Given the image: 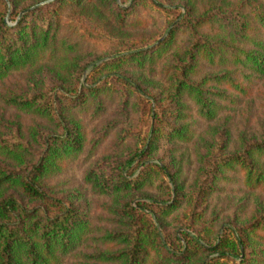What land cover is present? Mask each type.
Instances as JSON below:
<instances>
[{"label":"trees","instance_id":"trees-1","mask_svg":"<svg viewBox=\"0 0 264 264\" xmlns=\"http://www.w3.org/2000/svg\"><path fill=\"white\" fill-rule=\"evenodd\" d=\"M43 1L10 0L11 18ZM85 1L128 31L149 2L185 12L97 64ZM9 8L0 0V264H264V202L243 218L214 200L239 174L264 193V124L233 134L220 120L264 82V0H54L14 25ZM134 114L142 138L126 128ZM83 161L80 185L58 181Z\"/></svg>","mask_w":264,"mask_h":264},{"label":"rangeland","instance_id":"rangeland-1","mask_svg":"<svg viewBox=\"0 0 264 264\" xmlns=\"http://www.w3.org/2000/svg\"><path fill=\"white\" fill-rule=\"evenodd\" d=\"M10 8L9 12L5 17V21L9 25H14L20 19V13L16 19L11 18L12 6L10 0H7ZM47 1V0H45ZM134 0H117V3L122 7H127L132 5ZM50 3V2H49ZM38 4V3H37ZM48 4V3H46ZM148 4V3H147ZM145 5L142 10L139 12V15L142 19L147 21V24L137 30L128 31L121 30L114 26L110 15L107 12H104L97 8L91 2L85 1L82 6L77 10L82 14L90 17L89 19L94 20L95 24L94 30L97 34L96 40H93L91 45L94 48L99 50V54L104 58L99 60L97 64L111 58L113 55H109L113 51L111 45L119 41L132 42L133 38L143 37V40L147 38L156 39L160 34L163 33V37L168 35L167 23L175 18L177 12H185L184 7L174 8V6L166 5V7L173 9L172 11H165L159 8L154 7L149 4ZM36 5V4H35ZM34 5V6H35ZM45 5V4H44ZM43 6V5H42ZM33 7V6H32ZM177 11V12H176ZM159 38V40L161 39ZM151 41V40H150ZM129 44H133L129 43ZM93 69V65H90L88 69L84 72L83 80L90 75ZM15 80V79H14ZM13 81V78H10L9 82ZM256 87H254V92L249 97H245L242 100V103L237 106L226 105L225 111L220 115V120L229 119L231 124L233 134L237 131L242 130L244 126L250 124V129H257L258 124L256 121H261L264 124V105L263 98L264 95V82L258 81ZM260 92H259V91ZM104 118L108 120H113L115 117L111 115V111ZM194 112V111H192ZM7 115H15L14 112L6 111ZM24 116V115H23ZM22 120L27 123L28 118L22 117ZM117 119V118H116ZM88 120V118H87ZM90 120V117H89ZM119 120V119H118ZM192 122H196L194 128L196 132H201L206 128L205 122L198 120L196 117L191 116L190 119ZM132 124L127 123L126 128H131V136L133 138H142L146 134V118H138V115L133 116ZM96 122L90 123V128H94ZM141 135V136H140ZM109 144L107 142L105 146ZM179 157L181 158L182 165L184 167V173L188 179H191L194 173V170L197 166L196 158L194 156L193 148L191 144H183L179 150ZM157 162V160H154ZM85 168V161L76 163L71 169L68 170L67 174L58 179L61 183L71 184V186H77L81 184V173ZM223 190L214 196V200L217 204V208L223 209L225 215H232L234 211L242 213L243 218H246L251 208L254 207L256 203L264 202V193L259 191H251L245 184L242 174H239L234 177L233 180L229 183H224L222 185Z\"/></svg>","mask_w":264,"mask_h":264},{"label":"water","instance_id":"water-1","mask_svg":"<svg viewBox=\"0 0 264 264\" xmlns=\"http://www.w3.org/2000/svg\"><path fill=\"white\" fill-rule=\"evenodd\" d=\"M52 1H54V0H47V1L40 2V3L36 4L35 6H33L32 8H29V9H27V10L22 11V12L20 13V17H21L22 15H24L27 11H29V10H31V9H34V8H37V7H39V6H42V5L46 4V3L52 2Z\"/></svg>","mask_w":264,"mask_h":264}]
</instances>
